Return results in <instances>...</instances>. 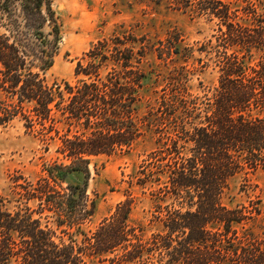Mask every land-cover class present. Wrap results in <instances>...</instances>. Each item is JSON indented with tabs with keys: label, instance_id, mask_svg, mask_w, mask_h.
Wrapping results in <instances>:
<instances>
[{
	"label": "trees",
	"instance_id": "trees-1",
	"mask_svg": "<svg viewBox=\"0 0 264 264\" xmlns=\"http://www.w3.org/2000/svg\"><path fill=\"white\" fill-rule=\"evenodd\" d=\"M175 2L213 23L198 50L218 75L210 91L192 94L188 71L173 68L148 107L155 145L129 180L155 198L162 230L145 237L129 194L82 227L95 209L91 160L126 155L142 135V46L128 34L99 40L77 60L74 83H50L61 39L53 1L0 0V122L19 118L46 149L58 139L34 180L14 176L10 196L0 192V264H264L260 200L222 201L230 177L264 171V0ZM74 173L82 182L69 180Z\"/></svg>",
	"mask_w": 264,
	"mask_h": 264
},
{
	"label": "rangeland",
	"instance_id": "rangeland-1",
	"mask_svg": "<svg viewBox=\"0 0 264 264\" xmlns=\"http://www.w3.org/2000/svg\"><path fill=\"white\" fill-rule=\"evenodd\" d=\"M61 23V39L54 63L46 73L52 82L77 79L74 68L77 60L99 40L117 35H132L142 46L144 56L140 67L145 73L140 89L138 116L142 118V135L126 155L112 154L94 157L90 164L87 192L95 199L94 213L82 227L94 228L109 215L126 196L132 198L131 219L140 224L145 237L162 230L155 217V198L145 188L129 184L130 176L146 154L154 148V133L145 123L148 107L169 79L173 68L184 66L188 71L186 85L192 94L210 91L217 82V69L210 54L198 50L213 34V23L204 17L179 8L175 0H52ZM174 41L177 53L167 51V41ZM161 52V54L159 53ZM160 54V55H159ZM48 144L23 125L19 118L0 122V192L10 196L14 176L34 180L44 164L57 155L56 141ZM80 173L69 176L73 182H82ZM260 200L264 212V171L239 172L228 180L223 203L234 207ZM260 217L254 223L257 226ZM80 238V235L78 236ZM84 264H103L87 259Z\"/></svg>",
	"mask_w": 264,
	"mask_h": 264
}]
</instances>
